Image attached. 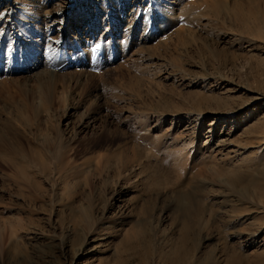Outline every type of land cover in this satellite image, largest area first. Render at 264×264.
<instances>
[{"label": "rangeland", "instance_id": "374dc122", "mask_svg": "<svg viewBox=\"0 0 264 264\" xmlns=\"http://www.w3.org/2000/svg\"><path fill=\"white\" fill-rule=\"evenodd\" d=\"M209 2L162 0L158 8H153L151 0H76L74 10L77 12L82 6L84 9L76 15L75 12L70 13L63 22L61 12L71 0L43 1V6L37 9L38 16L41 17L44 11L60 12L61 18L50 30L66 32L68 42H50L45 50L46 43L38 40L47 26L40 21H32L28 25L30 31H35L31 46L22 53L16 49L12 59L4 53L8 42L1 31V20L0 83L6 84L0 85V96L3 97H0V125L5 127L10 123L12 126L5 127L7 130L4 129L3 138L10 142L15 136L23 147L30 145L43 151L55 145L53 142L57 134L54 126L64 101L54 99L63 104L53 100V113L39 119L43 120L42 123L34 120L33 112L27 108L30 104L22 106L19 103L29 97L27 89H34L38 84L35 78L29 77L37 58L46 61L41 69L52 70L58 64L62 68L59 73H66V77L69 73L78 76L85 72V78L73 79L74 82L69 85L66 82L62 84L58 79L56 90L67 91L68 100L80 105L73 110L71 123L77 119V112L87 111V106L91 108L88 112L99 110L100 116L105 115L101 123L105 119L111 123L108 131L99 125L91 132L92 135L84 133L72 143L71 159L67 166H63L65 169L59 170L61 175L54 169L53 172L52 168L50 172L47 166L45 173L34 169V176L31 174L32 167L23 168L29 164V159L8 161L5 155L8 165L0 162V220L6 223H3L6 228L2 231L4 239L0 245V264H264V208L259 209L262 213L258 220L261 230L252 249H245L238 241L231 247L221 244L222 240L234 242L230 234L223 235L222 232L230 214L227 211L229 207H221L220 210L225 212L226 209V212H219L217 217L224 224L211 216L209 224L213 229L189 235H194V247L191 238L187 239L179 226L181 218H184L178 213L186 202L183 196L205 174L198 172L195 178L191 176V161L180 173L173 160L170 161L171 152L176 148L171 135L174 132H184L185 128L189 129L186 132L192 128L197 130L202 124L198 129V142L192 145L193 156L199 163L202 162L201 152L204 150L210 165L212 162L206 150V145H210L209 149L214 150L212 154L218 161L215 163L224 167L226 176L239 179L237 188L248 185L247 189H251L253 177L261 173L264 175V28L261 22L252 20V16L240 22L227 16L218 17L219 11L218 14L212 6L209 7ZM229 2L227 0V4ZM259 2L264 4L263 0ZM169 3H172V10L167 11ZM247 5L242 7L247 8ZM10 6L16 9L13 3ZM263 6L246 11L253 12V16L259 10V14H264ZM149 8L153 15L158 10L167 11L173 20L169 18L163 23L160 31L153 30L154 38L143 42L142 49L139 48L141 33L133 34V31L143 19V10ZM256 21L260 25L255 24ZM181 28L193 31V41L186 33L181 38L176 37ZM178 39L183 43L180 41L178 45ZM164 43L170 47L169 51L165 50L167 53L158 48ZM21 47L24 49L25 43ZM54 48L57 51L53 52ZM148 48L158 50L153 53ZM172 54L179 59L181 68H184L182 72L173 71L175 65L168 59ZM156 67H161L160 75H155V70L159 69ZM66 77L63 79L66 80ZM161 103L171 110H178L179 114H164L157 110ZM55 109L58 111L55 112ZM20 114L21 117L17 116ZM215 120L211 131L209 124ZM229 121L233 123L229 124ZM224 124L226 128L230 127L227 133L219 131ZM72 126L73 123L69 128ZM9 129L16 130V134L15 131L8 132L12 131ZM38 130L41 132L37 133ZM5 131L14 136L7 133L5 137ZM14 141L17 140L13 138ZM198 147L200 150L196 151ZM3 156L0 157L2 161ZM226 164H232V168ZM116 190H122L119 200L112 199ZM215 190L219 191L217 187ZM260 194L264 201V189ZM92 220L103 230L100 235L103 236L90 243V252L86 254L82 237L88 228L84 224L87 221L92 224ZM9 224L16 228L13 238L8 237ZM208 232L209 235H206ZM206 236H212L214 240L207 242L204 239ZM212 251L215 252L213 257Z\"/></svg>", "mask_w": 264, "mask_h": 264}, {"label": "bare ground", "instance_id": "6f19581e", "mask_svg": "<svg viewBox=\"0 0 264 264\" xmlns=\"http://www.w3.org/2000/svg\"><path fill=\"white\" fill-rule=\"evenodd\" d=\"M43 1H47V0H39V1L38 0H0V25H1V20H3L2 21L1 31L3 30L4 37L7 38V42H8L7 44H8V46H6V47H8V48L7 49H4L5 50L4 53H6L5 56H7L8 59H12L13 53H14V51H16V49H18L17 51H19L20 53H22V52H24V50L27 49V47L32 42V34L35 33V31L34 30L33 31H30V28L31 27L28 26L29 23L32 22V21H34V22H37V21L39 22L40 21V22H42L43 24H45L47 26V30H45V33L44 34H42V35L39 36V40H38V41H41L43 43H46L45 50H47L48 44L50 42L55 43L56 41H58V42H60L62 44H65V43L68 42V38H67L68 36H66V34H67L66 32L56 33V32H54V30H50V27H52L53 24L58 21V18L60 17V12L53 11V10H52L53 12L51 10L50 11H46V12L44 11V13L41 15L42 18L38 16L37 9L39 10V8L43 6L42 5L43 4L42 3ZM75 1L76 0H71V3H68V5L66 4L67 7H65L63 9V11L61 10L62 11L61 14L63 15V20H62L63 22L65 21L66 17L70 13L75 12V15H76V14H78V12H80V11H82L84 9V6H82L76 12L74 10L75 8L73 7V5L75 4ZM209 1H210L209 2L210 4H208L209 7L212 6V8H214V11L217 12V13L219 11L220 14L219 13L218 14L220 16H218V17H221V16L226 17L227 16L228 19L231 18L232 20H237V22H238L239 20L241 21L243 18L246 19V17H251L252 16V18H253L252 20L255 19V20L261 22L260 24L264 28V14H262L263 12H260V14H259V11L260 10L259 11H255V16H253V14H252L253 12L251 13V12H247L246 11V10L250 11L252 7L256 8L258 6L260 7V6L264 5V4H262V3L259 2L260 0H229L230 1L229 2L230 4H227V0H209ZM161 2H162V0H151V3L154 4L153 5L154 6L153 8H155V7L158 8L159 5L161 4ZM261 2H262V0H261ZM263 2H264V0H263ZM11 3H13V5L16 6V9L13 8L14 6H10ZM258 3L259 4H262V5H259ZM245 4H248L247 5V8L246 7L245 8L242 7V5H245ZM40 5H42V6H40ZM166 8H167V11L172 10V3H169L168 7H166ZM263 8H264V6H263ZM150 9L151 8L144 9L143 10V13H142L143 14V19L142 20L140 19V22L137 23V27H135V29L133 31V34H135V33H137V32L140 31V33H141L140 41L142 43L140 42V44H139L140 47L139 48H142V49H143V46H144L143 42L147 43V41H149V40H151V39L154 38L155 35H152V33L154 32L153 30H159V29L161 30V28H163L162 27L163 23H165L166 21H168L169 18L171 19V16L167 13V11L161 12V11L158 10L157 13H156V15L155 14L153 15V13H152L153 11L150 10ZM253 11H254V9H253ZM257 17H259V18H257ZM38 18H41V19L37 20ZM147 18L150 19L151 21L150 22H147L148 21ZM171 20H173V18ZM257 21H256L255 24L260 25L259 22L257 23ZM254 22H252V23H254ZM255 27H256V25H255ZM260 27L261 26L258 27L259 30H262ZM258 28H257V30H258ZM249 29H250V27H249ZM246 31H248V30H246ZM149 33H150V35L147 36V38H145L144 35H146V34L148 35ZM183 33H186L187 35H189V37L191 38V41H193L192 38H193L194 35H192L193 34V31H191V29H186V28L179 29L177 31V33H176V37H179L180 36V38H181V35L184 36ZM197 34H199V33H197ZM257 37H259V36H257ZM26 39L28 41H26ZM174 41L176 42V39H174ZM177 41H178V45H179V43H180L181 40L179 41V39H178ZM1 42H2V40H0V45L2 44ZM22 43L23 44L25 43V46L26 47H24V49H22V47H21V45H23ZM185 43H187V42H185ZM14 44L18 48H15ZM189 44H190V42H189ZM198 44H200V43H198ZM206 44H207V42H206ZM187 45H188V43H187ZM95 46H96V44H95ZM173 46H176V44H174ZM180 46H181V44H180ZM57 47H60V46H58V44H57ZM92 47H94V46L92 45ZM158 48L164 50V53H167V52H165V50L169 51V49H170V47H169V45L167 43H164L163 46L161 45ZM158 48H151V49L148 48V50H150V51H152L154 53V51L155 50H158ZM88 49H90V48H88ZM121 49H123V48H121ZM53 50H54L53 52L57 51V49H55V48ZM63 50H64V48H63ZM162 50H160V51H162ZM89 51H88V53H89ZM172 51H174V48L172 49ZM90 52H92V51H90ZM198 52H201V50L198 51ZM170 53H172V52H170ZM209 53H210V51H209ZM212 53H214V52H212ZM179 54H182V53H179ZM163 55L165 56L166 54H163ZM172 55H170V58H168V59H169L170 63H174V65H175V70H173V71L176 72V73L177 72H182V69H184V68L183 67L181 68V66H180L181 63L179 62V59H177L174 54H172ZM147 57H149V56H147ZM45 63H46V61L44 59L43 60H41L39 58L34 59L33 67H32V69L29 72V73H32V74H30L29 77L35 78L36 80L35 79L34 80L37 81L36 83H38V84H36L35 81L32 80V81H34L33 83H35L36 85L34 86V89L28 90L26 88L29 97L27 96V100H24V101L25 102L27 101V103H25V102L22 103V101L19 102V103H21L22 106H24V105L27 106L28 104H30V106L28 105L27 108L28 109L29 108L31 109V111L33 112L34 120L37 123V121H39V119H41L42 117L49 116V113H50V115L53 113L51 111V110H53V109H51V107H52V104H53V100L54 99H57L58 98V99H61L62 102L64 101L63 102L64 104H63L61 101L59 102L57 100L60 104L62 103L64 106H63L62 109L60 108L61 109V112H59V115L56 113L58 115L57 116V119H56L57 124L54 127L56 129L57 138L55 137L56 138V141L55 142L51 141V142L55 143V145L53 147L51 146L52 148L51 149L49 148L46 151H43L41 149H38V147H34V146H30V145H27L26 147H23L22 143H20L21 141L18 140L17 138L15 139V136L10 134V133H12L14 131H15V134H16V130H12V129H9V130H12V131H8L10 133H8V132L7 133L10 134V136H14L13 137L14 140H17V141H14L15 142L14 143L13 142V138L10 139L11 137H9L8 139H10L11 141L8 142L6 140V138H3V136H2L3 134L2 133H3L4 129L5 130L8 129L10 123H9V125L5 124L7 126V129L5 128L6 126L4 127V125H2V124L0 125V154L1 155L2 154L4 155L3 158L4 157L6 158V156H7L8 161L9 160L10 161L11 160L13 161V160H16V159H19V158L20 159H23L24 161H26V159H29L28 160L29 161V164L27 163V164H25L23 166L24 163L21 161L23 164H19V166L21 165V167L23 166V168L25 166L26 167L27 166L28 167H32L33 168V171H32L31 174H34L33 173V172H35L34 169H36V171L37 170H40V172H42V171L44 172L45 171V168H47V166L49 167V171L50 172H52L51 170H53V169L56 170V172H60L59 170L60 169L62 170L64 168L63 166L67 164V162H68L69 159H71L70 158L71 157L70 156V153H72V150H73L72 149V143L73 142H76V140H78L79 138H81V135L82 134H84V133H91V132L95 131L96 127H98L99 125L104 130H107L108 131V126L111 123L109 121H106L105 118H104L105 119L104 122L101 123V119L103 117H105V115H103L101 113L102 115L100 116V111L99 110H96L94 112H92V111L91 112H88V109L90 107L88 108V106H87V111L77 112L78 113V116L76 115L77 119H74L73 120V121H75V123L72 121L73 126L71 128H69V126L72 124L71 121H70V118L72 116L73 110H76L80 105L78 106L77 103H74V101H71L70 102L68 100V99H70V97H69V94L67 93V91H62V92L60 91L61 93L57 91L58 90L57 89V83L59 82L58 79L59 78L61 79V83L62 84L66 82L69 85V84H71V81L74 82L73 79L80 80V77L83 76V78H85L86 74L84 72V73L76 76L73 73H69V74H67L68 77H66V73L65 74H60L59 73V72H61L60 70H62V68L60 69V66L58 64H56L55 66L53 65L54 67L52 68V70H46L47 68H45V70L44 69H41L42 67L45 66L44 65ZM183 63H184V61H183ZM160 68L161 67H156V69H158L159 71L154 69L156 71V72L153 71L154 73H156L155 75H160L159 74L161 72ZM38 70H44V71H39L38 72ZM63 77H64V79L66 77V80H64ZM156 77H158V76H156ZM1 84L4 85L6 83L5 82H1L0 85ZM26 86H27V84H26ZM30 86H31V84H30ZM32 87H33V85H32ZM5 89H7V88L5 87ZM37 89H38V91H37ZM39 91H40V93L38 94L39 95L38 96L37 93ZM9 92H10V90H9ZM67 95H68V97H67ZM0 97H2V96H0ZM57 101H55V103ZM160 102H161V100H160ZM93 103H94V101L92 102V104ZM161 104H160V106H161ZM15 108H17V106ZM191 108H192V106H191ZM171 109L172 108H170V109L168 108V105L165 106V104H162V106L160 107V109H157V110H161V112L164 113V114H169V113L170 114H173V115L174 114H179L178 110L175 111V110H171ZM20 110H22V108ZM24 111L27 112L26 110H24ZM57 111L58 110H56L55 112H57ZM155 112H156V108H155ZM18 113H20V112H18ZM23 114H24V112H23ZM27 114H28V112H27ZM27 114H26V117L28 116ZM74 114H76V111H75ZM161 115H163V114H161ZM17 116H20L21 117V114L20 115H17ZM217 120L213 121L212 124H209L210 127H211V129H210L211 131L213 130L212 129L213 128L212 126L215 124V122ZM28 121H29V119L27 120V122ZM42 121L43 120H41L39 122L42 123ZM2 122L4 123L6 121H3L2 120ZM46 123H45V125H46ZM49 123H51V122H49ZM224 123L226 124L227 121H225ZM228 123L231 124L233 122L232 121H229ZM225 124L220 128L219 131L227 133L228 129L230 130V127L228 126L226 128V125ZM39 125H40V123H39ZM39 125H38V127H39ZM201 125L199 126L198 129L201 128ZM262 125L264 126V123ZM11 127H9V128H11ZM40 128H38V129H40ZM102 128H101V131H102ZM198 129L196 130V128H192L191 131L186 132V130H189V129L185 128L184 129L185 130L184 132H180L178 134L177 133L175 134V132H174V134H171V135H173V138L172 139L175 141V144L174 145H176L175 146L176 148L171 152L172 153V159L170 161L173 160L174 165L177 167V169L179 170V172L180 173H183V171L186 169L185 166H187L188 165L187 163L189 161H191V168H190L191 169V171H190L191 174L189 173L191 176H194V178H195V176L198 174V172H199V174H201V172H203V174H205V176H203L201 174L202 176L199 177V179L197 181H195L193 183V185L190 186V190H189V192L185 196L182 195L183 197H185L184 199L186 200V202L183 205V207L178 210V213L183 214V217H184V218H181L182 220H180V223H179V226L181 228L180 230L184 231L183 234L185 235V237L187 239H190L191 238L190 241L192 242V244H193L192 246L194 247V239H192V238H194V237H192L194 235H192L191 237L189 235L191 233L195 232V231H197V232H203V231H207V230L211 229L212 227L209 224L211 216L217 218V217H219V215H218L219 212L220 213L221 212H223V213L226 212V209H225V212L224 211H221L222 210V209L220 210L221 207L222 208L229 207L228 210H227L230 213L229 216H228V219L226 220L224 218V220H226L227 223L224 222L225 225L222 226L223 229L222 228L221 229H222L223 235L224 234H226V235L230 234V236L232 238L231 240L234 241V242H228L226 240L225 241L222 240L221 244L224 247L225 246L231 247V246H233V245L236 244L235 241H238L241 244V246L244 247L245 249H248V248H251L252 249V247L255 248L254 246H255V243H256L257 235H258L257 233H259V230H261L260 229L261 222L260 221H259L260 223L258 222V220H259V214L261 213V211L259 209L264 208L263 207L264 206L263 205L264 201H263V197H262L263 195L260 194V191L262 189H264V175L261 173L262 176L261 175L260 176L255 175L257 177H253L252 182L250 184L251 189L250 188L247 189L248 185H247V187L245 186L246 188L243 187L244 185H242V186L240 185V187L237 188V182H239L238 181L239 179H237V178L236 179L235 178H230V177H227L226 176V172L224 170V167L216 164V163H218V161L216 159L215 154H212L214 150H211L212 148L209 149L210 148V145H206L207 147L206 146L205 147H206V150L209 152V154L207 152V154H208L207 157L210 158V162H212V163H210V165H209V160H207L208 158L205 157V153L206 152L204 150H203V152H201V156L203 157V158H201V161L202 160L203 161L199 163V160H196L197 157H195V155L193 156V154H194L195 151H193V149H192L193 146H194L193 143H195V141L198 142V138H199ZM44 130H42V131H44ZM52 131L55 132L54 129ZM107 131H106V133H107ZM40 132H41V130H38L37 131V133H40ZM208 132H209V130L207 131V133ZM7 133L5 131L4 132V136ZM17 134H18V132H17ZM44 134H43V136H44ZM41 135H42V133H41ZM91 135H92V133H91ZM262 135L264 136V130H262ZM164 136H165V134H164ZM174 136H176V137H174ZM5 137H7V136H5ZM45 137H46V135H45ZM51 137H54V136H51ZM50 138L47 139V140H50ZM19 139H21V138H19ZM11 142H13V143H11ZM45 145H43V146H45ZM47 145H46V147H47ZM48 147H50V145H48ZM44 150H45V148H44ZM199 150H200V148L198 147L196 149V151H199ZM1 155H0V157H1ZM5 158H4L3 161H2V159H0V162H4L5 165H8V163L7 164L5 163L6 162L5 161ZM234 161H233V163H234ZM15 162L17 163L18 161H15ZM46 162H48V164H46ZM12 164H13V162H12ZM10 166H12V165H10ZM14 166H16V165H14ZM227 167L228 168H232V164H228ZM12 168H13V166H12ZM14 168H16V167H14ZM50 168H52V169L50 170ZM54 170H53V172H55ZM81 171H84V173H85V170L84 169H82ZM37 172H39V171H37ZM19 174H21V173H19ZM35 174H34V176H36ZM63 174H65V173H63ZM57 175H59V174H57ZM60 175H61V172H60ZM250 176H252V175H250ZM12 177H14L16 179V176L13 175ZM241 177H239V178H241ZM53 178H59V176H54ZM249 179H250L249 181H251V178L250 177H249ZM191 182H192V180H191ZM215 187H217L219 191L215 190ZM242 187H243V189H240ZM185 189H187V188H185ZM238 189H240V190L238 191ZM117 190L114 193L112 192L113 193L112 194V199H118L122 195L121 194L122 193L121 192L122 190H119V191H117ZM220 190H222V191H220ZM220 197H221V199L219 200ZM115 202H117V201H115ZM179 203L181 204V201ZM216 206L218 208H216ZM175 211H176V209H175ZM252 211H255V212L253 213ZM86 212H87V209H86ZM178 213H176V214H178ZM89 216H91V215H89ZM86 217H87V214H86ZM119 218H121V217H119ZM80 219H82V218H80ZM179 219L180 218H178V220ZM183 219H185V220H183ZM92 221H93L92 224L90 223L91 226H90V224H89L88 221L84 224L88 228V230L86 229L87 231L85 232L84 237H82L83 238V251H84V253L86 252V254L90 252V248H89L90 243H92L94 240H96V239H98V238H100V237L103 236V235L100 236L101 235V232H103V230L97 225V223L96 224H93V223H95L94 220H92ZM217 221L218 222H221L222 221V223H223V220H220L219 221L218 218H217ZM81 222H83V221H81ZM3 223H4V221H3ZM3 223H2V221L0 222V245H2L1 244V243H3V240L2 239H4V236L2 235L3 234L2 231L4 230V228H6L5 227L6 225L3 227ZM17 223H19V222H17ZM17 223H16V225L18 226ZM4 224H6V223H4ZM88 225H89V227H88ZM215 226L217 227L216 224H215ZM8 231H9L8 237L11 236V238H13V236H15V234L17 233L16 232V228L12 227V225L9 226ZM206 235H209V232ZM20 237H21V235H20ZM14 238H16V237H14ZM17 238H19V236ZM33 239H35V238H33ZM204 239L207 242H210V241H213L214 240V238L212 236H206ZM1 240H2V242H1ZM19 240H20V238H19ZM11 242H12V240H11ZM13 243H14V241H13ZM196 243H197V240H196ZM14 244H16V242ZM195 246H197V245H195ZM218 249H219V247H218ZM222 249H220V250H222ZM214 254H215V252H213V254L211 255V257H213ZM208 257H209V255H207V258ZM0 258H1V256H0Z\"/></svg>", "mask_w": 264, "mask_h": 264}]
</instances>
